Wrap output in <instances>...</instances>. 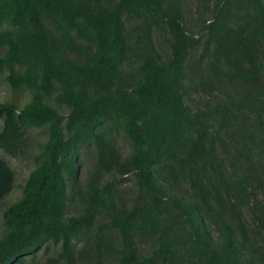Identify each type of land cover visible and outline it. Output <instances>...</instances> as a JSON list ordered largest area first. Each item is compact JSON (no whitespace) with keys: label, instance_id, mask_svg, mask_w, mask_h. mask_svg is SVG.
Masks as SVG:
<instances>
[{"label":"trees","instance_id":"obj_1","mask_svg":"<svg viewBox=\"0 0 264 264\" xmlns=\"http://www.w3.org/2000/svg\"><path fill=\"white\" fill-rule=\"evenodd\" d=\"M187 1L0 0V264H264V0Z\"/></svg>","mask_w":264,"mask_h":264},{"label":"rangeland","instance_id":"obj_2","mask_svg":"<svg viewBox=\"0 0 264 264\" xmlns=\"http://www.w3.org/2000/svg\"><path fill=\"white\" fill-rule=\"evenodd\" d=\"M186 8L190 11L194 10V3L191 0H188L186 3ZM0 96L2 100H8L17 104V106H22L26 99L27 95L23 91L10 92L3 84L0 83ZM1 127V123H0ZM117 140V147L122 156H126L130 152V146L126 140H124L122 133H118L115 135ZM44 136L42 135L40 130H32L27 135L25 140L23 141L22 154H19L17 159H8L9 164L13 167L14 170V187L10 194L5 197L2 201H0V233L2 231V211L4 208L11 203H13L20 195L21 187L26 180L31 168H32V150L36 143L41 142ZM82 161L84 163V169H87L92 162L93 153L90 150H86L85 153L82 154ZM85 175V171L81 173V178ZM124 191H128L130 189V183H126L122 186ZM72 210V208L70 209ZM73 214V213H71ZM82 239H77L74 241V247L76 251L81 250L83 245ZM43 251L37 253L36 260L41 261L43 256ZM58 255V245L52 244L49 248L48 254L45 256L56 257Z\"/></svg>","mask_w":264,"mask_h":264},{"label":"clouds","instance_id":"obj_3","mask_svg":"<svg viewBox=\"0 0 264 264\" xmlns=\"http://www.w3.org/2000/svg\"><path fill=\"white\" fill-rule=\"evenodd\" d=\"M2 158H4L7 162H8V159H13V158H8V157H6V156H2ZM9 163V162H8ZM10 165V164H9ZM11 166V165H10ZM12 167V166H11ZM12 169H13V167H12ZM14 171V170H13Z\"/></svg>","mask_w":264,"mask_h":264}]
</instances>
